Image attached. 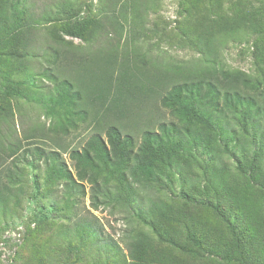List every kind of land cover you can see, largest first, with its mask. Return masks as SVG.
I'll return each mask as SVG.
<instances>
[{
  "label": "rangeland",
  "instance_id": "374dc122",
  "mask_svg": "<svg viewBox=\"0 0 264 264\" xmlns=\"http://www.w3.org/2000/svg\"><path fill=\"white\" fill-rule=\"evenodd\" d=\"M27 2L38 37L25 60L30 71L10 75L0 50V106L6 110L9 98L13 109L1 126L21 146L10 157L3 153L2 165L16 162L22 171L14 178L18 195L0 203V264H135L130 244L141 232L155 248L145 264H264V139L255 124L246 122L244 156L221 135L212 143L196 140L183 130L190 117L164 101L175 84L211 70L264 81V0H123L114 7L111 0ZM90 21L95 26L82 38L63 31L65 24ZM48 38L60 48L56 64L45 48ZM172 122L184 133L165 132L170 143L156 155L158 180L128 171L126 182L107 171L106 194L94 203L72 152L93 134L107 140L111 126L139 145L145 132L164 133ZM237 126L242 133L241 121L230 129ZM35 147L59 152L81 185L34 150L24 156ZM231 189L240 202L248 199L250 217L233 211L232 223L243 239L245 227L255 230V241L242 243L243 256L225 220ZM86 217L95 224L77 225ZM201 238L200 247L195 240Z\"/></svg>",
  "mask_w": 264,
  "mask_h": 264
},
{
  "label": "trees",
  "instance_id": "16d2710c",
  "mask_svg": "<svg viewBox=\"0 0 264 264\" xmlns=\"http://www.w3.org/2000/svg\"><path fill=\"white\" fill-rule=\"evenodd\" d=\"M27 1L0 0V50L7 56L6 60L10 62V64L6 63L7 66H10L7 67L10 75H24L30 71L28 62L25 63V60L30 59L33 45L38 40L33 24L29 23L28 15L32 10ZM122 2L123 0H111L110 4L114 7L115 4ZM92 26H95V21L73 25L65 24L63 31L67 35L82 38ZM47 40L45 48L53 50L52 54L55 56H52V62L56 64L59 59L60 48L51 43L55 42L53 38ZM63 49L66 50L64 47ZM61 51L63 50L61 49ZM45 69L50 71L51 77L55 81H58V75H55L51 65ZM262 87L264 89V81L254 79L244 72L227 69L213 72L211 70L206 76L175 84L169 90L164 101L170 107H178L177 111L181 108V112L190 117V122L183 130L186 133L194 132L197 135L196 140L207 144L212 143L221 135L223 141L226 140L229 143L228 140H230L234 144V148L239 152L242 151L243 155L246 156L248 151H244L246 149L242 147V145L245 146L246 142L244 136L247 133L246 122H253L256 126L257 137H261V140L264 139L262 132L264 127V90L261 91ZM77 98L78 95L72 96L71 99L75 102ZM7 105L6 110L0 106V167L2 169L0 181L1 179L6 180V183L0 186V203L18 195L13 187L18 181L14 178L22 175V171L16 162L2 165V161H5L3 153H7V156L10 157L21 148L18 144L19 139L5 135L6 132L1 126L4 121H8L9 117L12 116L13 109L10 106L9 98H7ZM238 121L244 123V129H242L243 127L239 128L242 133L238 131V126L230 129L232 123L235 122L238 125ZM9 126L6 128L9 129ZM162 129L164 133L161 134L145 132L142 142L137 145L130 135H123L116 126H111L107 130V140H104L99 134H93L81 150L72 152V158L76 162L78 179L88 181L92 185L94 203L100 204L101 196L106 194V187L109 184L106 177L107 171L113 173L114 176H120L126 182L129 180L128 171L134 178H141L145 181L158 180L156 155L157 153L161 154L163 148H166V145L170 143V137L165 132L179 131L181 133L182 131L175 122L169 125L164 124ZM182 132L184 133V131ZM31 150L34 152H30ZM29 152L38 156V160L44 158L45 162L54 163L60 176L72 180L74 185H81L73 179L72 173L61 161L59 152H47L41 147H35V149H26L24 156H28ZM260 170L261 166H258L256 173ZM260 185L261 188L264 187V183H260ZM230 196V203L232 204L228 206V209L227 206L225 208V220L229 223V230L238 250L237 254L243 256L246 255V251L242 247V243L256 239L254 225L245 227L246 238L243 239L241 232L237 230L238 227L232 223L231 215L233 211H236L238 214L244 213L246 217H249V213L245 210L249 209L248 199L243 198L240 202L242 198L238 200L236 189L230 190ZM235 203L240 209L234 206ZM84 220L90 226L95 224L86 217L82 218V221L79 220L77 225L85 223ZM152 243V238L145 232L136 236L135 241L130 244L135 264H145L147 261H151V257L155 253ZM195 244L201 247L202 238L201 241L195 240ZM226 247L229 258L232 254L229 253L231 247L229 244Z\"/></svg>",
  "mask_w": 264,
  "mask_h": 264
}]
</instances>
